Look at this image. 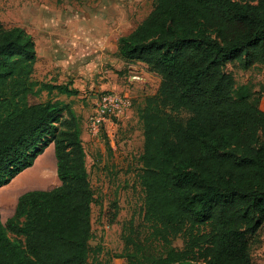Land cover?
<instances>
[{
    "label": "trees",
    "instance_id": "1",
    "mask_svg": "<svg viewBox=\"0 0 264 264\" xmlns=\"http://www.w3.org/2000/svg\"><path fill=\"white\" fill-rule=\"evenodd\" d=\"M117 57L160 81L133 105L143 138L142 202L122 227L116 257L253 264L251 241L264 227V112L246 89L235 95L224 62L235 59L242 70L264 65V0H155L118 38ZM35 61L32 36L0 21V188L50 145L59 181L23 193L13 215L0 219V264H88L95 198L80 118L52 98L77 91L33 81ZM43 92L49 99L39 102Z\"/></svg>",
    "mask_w": 264,
    "mask_h": 264
},
{
    "label": "rangeland",
    "instance_id": "2",
    "mask_svg": "<svg viewBox=\"0 0 264 264\" xmlns=\"http://www.w3.org/2000/svg\"><path fill=\"white\" fill-rule=\"evenodd\" d=\"M154 3L155 0H0V21L5 28L21 27L32 36L36 52L38 51L40 54V57L36 54L32 72L33 81L55 85L69 84L71 86L75 80L88 79L95 82L99 65H85V63L77 60L79 58L75 57L76 65H48L47 60L41 54L45 46L44 39L51 36L52 33L61 34V31L65 29L62 22L64 17L84 13L112 16L117 20L116 32L121 37L129 34L147 16ZM126 67L127 65L104 66L117 76L118 83L130 92L127 93L133 101L135 87L133 83L129 82V77L133 73H127ZM224 70L234 77L237 87L235 95L238 94L240 88L246 89L251 101L257 100L259 109L264 112V65H256L249 70H242L235 59H227L224 62ZM138 75L141 77L140 84H151L149 91L144 92V94L153 92L159 84L154 75L151 77L142 73ZM63 96L65 95H57L56 92L52 94V98L60 101ZM48 99L46 92H43L38 101L45 102ZM128 113L118 122V125L131 117L132 110ZM125 117L128 118L125 119ZM88 136L93 138L89 134ZM93 139L95 151L86 146L88 142H84L87 157L86 167L95 194V204L92 207V239L88 264H127L124 259L117 258L116 255L123 251L122 227L130 220L133 212L138 211L142 202V192L137 182L140 167L138 158L142 152L141 128L137 123L123 128L120 132L118 126L115 127L111 131L110 138H107L108 147L101 137ZM101 149L104 151L101 152ZM47 151H49V158L54 163L51 169L53 176L50 181L44 186L25 188L16 193L19 185L15 180L30 171L37 160ZM43 154L35 160L32 167L24 170L7 185L0 188V192H2L0 196L4 193L15 192L13 194L14 203L7 212L1 205L0 197V219L2 223H5L13 215L20 195L32 190H50L59 185L53 146H48ZM8 236L11 239L16 238L11 234ZM173 246L181 248L182 241L175 239ZM250 253L253 264H258L255 239L251 241Z\"/></svg>",
    "mask_w": 264,
    "mask_h": 264
},
{
    "label": "crops",
    "instance_id": "3",
    "mask_svg": "<svg viewBox=\"0 0 264 264\" xmlns=\"http://www.w3.org/2000/svg\"><path fill=\"white\" fill-rule=\"evenodd\" d=\"M64 18L62 22L65 29L61 31V34L52 33L51 36L45 37V46L41 54L45 57V60H47L48 65H76L74 57L79 58L77 60L85 63V65H99L95 82H91L88 79L75 80V83L71 84L69 88L76 90L77 95L71 97L63 96L61 99V101L69 103L73 111L80 118L79 128L84 151V142H88L86 146L95 151V141L88 136L86 131V119L94 107L95 95L104 91H113L116 93L129 92L118 83L117 76L110 70L104 68V66L127 65V73H142L147 77H151L153 74L148 73L143 64L122 63L117 57V41L120 36H118L116 32L117 20L112 16L84 13L71 14ZM36 54L40 57L38 51ZM156 78L160 81L158 76H156ZM132 83L135 87L133 92L134 107H136L144 97L153 95L159 85L157 84L153 92L144 94V92L149 91L151 84L143 85L139 82ZM128 117H125V119ZM133 123L139 124L134 108L132 109L131 117L117 125L119 132L123 130V128L131 126ZM100 151L103 152L104 150L101 149ZM85 161L87 162V157ZM255 249L256 254H258V258L256 259L257 263L264 264V227L259 231L256 237Z\"/></svg>",
    "mask_w": 264,
    "mask_h": 264
},
{
    "label": "built area",
    "instance_id": "4",
    "mask_svg": "<svg viewBox=\"0 0 264 264\" xmlns=\"http://www.w3.org/2000/svg\"><path fill=\"white\" fill-rule=\"evenodd\" d=\"M138 74L131 75L129 82H140ZM93 111L86 122V131L93 137L107 140L110 138L111 131L117 127L118 122L133 109V101L127 92L116 93L104 91L95 95Z\"/></svg>",
    "mask_w": 264,
    "mask_h": 264
},
{
    "label": "bare ground",
    "instance_id": "5",
    "mask_svg": "<svg viewBox=\"0 0 264 264\" xmlns=\"http://www.w3.org/2000/svg\"><path fill=\"white\" fill-rule=\"evenodd\" d=\"M49 151L45 152L39 160H37L34 167L27 173L22 174L17 181L19 188L15 192H19L25 188H35L39 186L46 185L53 176L51 172L53 162L49 158ZM9 192L1 194V205L3 206L5 212L9 211L12 204L14 203V193ZM2 193V192H0ZM4 213V211H3Z\"/></svg>",
    "mask_w": 264,
    "mask_h": 264
}]
</instances>
